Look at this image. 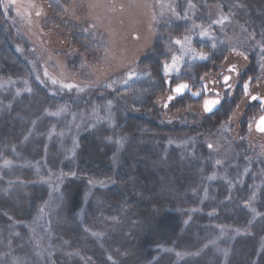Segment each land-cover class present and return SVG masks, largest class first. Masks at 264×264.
<instances>
[{
    "label": "trees",
    "instance_id": "1",
    "mask_svg": "<svg viewBox=\"0 0 264 264\" xmlns=\"http://www.w3.org/2000/svg\"><path fill=\"white\" fill-rule=\"evenodd\" d=\"M46 2L37 25L54 48L0 0V264H264V0H176L206 24L223 13L254 50L195 40L208 59L166 72L192 35L169 14L134 59L150 75L127 86L91 51L102 42Z\"/></svg>",
    "mask_w": 264,
    "mask_h": 264
},
{
    "label": "rangeland",
    "instance_id": "2",
    "mask_svg": "<svg viewBox=\"0 0 264 264\" xmlns=\"http://www.w3.org/2000/svg\"><path fill=\"white\" fill-rule=\"evenodd\" d=\"M8 3L13 4L17 10L21 11L22 14L27 16L28 28L31 34L35 33L37 35V40L42 46L47 48L51 45L52 48L56 47L60 42L49 30L48 32L49 39L44 36L42 38V31L37 25V21L40 23V14L45 12L48 8L47 2L45 6L43 0H6ZM50 2V6L54 11H57L61 14H66L69 16L70 24L79 22V30L89 31V34L93 38L99 39V42L102 44H97L91 47V51L95 55H100L101 57L112 58L117 61V66L123 69V77L117 81L118 86H127L130 82L135 79L146 77L147 73L145 69L140 68L134 61L142 55L149 47L152 46L155 36V27L157 20L161 17H166L169 14H175L179 20L188 22L191 25V30H189L191 36L189 41H185L184 38L181 39L183 44H179L181 51L180 60L178 65H181L182 61L189 60L192 62L203 61L208 59L209 55L205 48L196 47L195 40L198 42H207L212 41L211 46L225 43L230 48L241 52L245 48H251L252 44L248 41V36H243V30L235 26L230 27L228 17L221 12L214 13L208 17V22L203 23L195 19L194 15L196 14L193 11L192 5H186V8L183 12H179L176 5V0H47ZM45 9V10H44ZM39 13V15L37 14ZM227 17V19H224ZM222 20V23H214L215 21ZM51 20L47 21L45 24L49 23ZM76 26V25H75ZM37 27V28H36ZM45 30V26L43 27ZM32 30V31H31ZM238 30V31H237ZM76 31V30H75ZM207 32L205 35H201L202 32ZM41 32V33H39ZM84 41L80 40L82 44L88 42L87 38ZM254 50V49H253ZM261 52V51H260ZM206 54V58H201L198 54ZM241 55L237 52L229 54L227 60L229 62L237 61L238 64L243 67L247 64ZM260 60L258 61V68L260 74H264V52L260 54ZM46 75L50 74L48 70ZM44 71V72H45ZM134 72V75L129 79V73ZM230 75L233 80V75L230 71H226L221 76V80ZM69 81L73 79L66 78ZM127 81V83H125ZM223 81V80H222ZM229 81L226 84L229 85ZM224 83V81H223ZM249 81L246 83L247 86ZM186 84V83H181ZM5 86V85H3ZM176 87L172 94L168 96H176L181 93L175 91ZM187 88L182 92L184 93ZM220 91L214 88H211L209 93L204 97V101L213 96L218 95ZM259 98V94L253 92L251 94ZM262 97V96H260ZM166 99V96L159 98ZM264 103V98L261 100ZM202 103V107H203ZM256 122V121H255Z\"/></svg>",
    "mask_w": 264,
    "mask_h": 264
},
{
    "label": "snow or ice",
    "instance_id": "3",
    "mask_svg": "<svg viewBox=\"0 0 264 264\" xmlns=\"http://www.w3.org/2000/svg\"><path fill=\"white\" fill-rule=\"evenodd\" d=\"M39 15V13H37ZM224 19H227V17H225ZM223 21L222 20H219V21H215L214 23H222ZM207 34V32H202L201 35H205ZM184 40L185 41H189L190 40V37H184ZM176 44H183V42L180 40V39H177L175 41ZM215 45H213L214 47ZM201 58H206V54L204 53H199L198 54ZM180 60V57H175L173 56L172 57V63L169 64L167 62L164 63V69L166 72L168 71H172V70H178V62ZM233 71H235V69L233 68L232 69ZM47 74V73H45ZM146 75H150L149 73H145ZM129 79H131L134 75H136V73L134 72H130L129 74ZM229 78L228 77H225V81H227ZM53 83H56L55 80H53ZM125 83H127V81H125ZM67 87H72L71 85H68ZM247 84H245V91L247 93ZM186 88H188V85L187 84H179L176 86V89L175 91L177 93H182ZM194 95H199V93H194ZM173 97H169V99H172ZM253 100L257 99V97L253 96L251 97ZM220 101L217 99V100H210V101H205V104H204V109L206 112H211L212 111V108L216 105V104H219ZM258 130L261 131V132H264V117H261V120H260V123L258 124ZM209 147H212V145H209ZM96 235V234H94Z\"/></svg>",
    "mask_w": 264,
    "mask_h": 264
},
{
    "label": "water",
    "instance_id": "4",
    "mask_svg": "<svg viewBox=\"0 0 264 264\" xmlns=\"http://www.w3.org/2000/svg\"><path fill=\"white\" fill-rule=\"evenodd\" d=\"M227 77L229 78V76H227ZM217 99L220 101L219 97H210V98L206 99V101L217 100ZM204 104H205V102H204ZM217 106H218V104H216V105L212 108V111H211V112H213L214 110H216ZM204 110H205V109H204ZM211 112H208V113H211ZM261 117H264V113H263V114L257 119V121H256V123H255V129H256L258 132H260V133H264V132L259 131V130H258V127H257L258 124L260 123Z\"/></svg>",
    "mask_w": 264,
    "mask_h": 264
}]
</instances>
